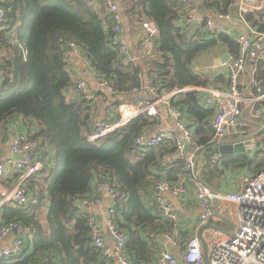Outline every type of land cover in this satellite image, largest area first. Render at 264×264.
Here are the masks:
<instances>
[{
    "label": "trees",
    "instance_id": "16d2710c",
    "mask_svg": "<svg viewBox=\"0 0 264 264\" xmlns=\"http://www.w3.org/2000/svg\"><path fill=\"white\" fill-rule=\"evenodd\" d=\"M207 1L215 4L219 13H225L232 4L231 0ZM95 2L0 1L5 11L0 25V145L6 138V123L20 117L30 122L28 134L31 140L38 141L41 157H51L52 163L49 170L27 180L28 190L34 195L32 202L23 208L3 207L0 224L14 222L29 231L24 255L1 264H106L91 241L89 214L76 205V200L90 197L101 178L111 180L105 186L119 193L113 202L115 225L126 237L127 257L133 264L155 260V236L173 226L156 209H147L144 196L153 200L150 191L157 182H177L184 174L183 161L166 162L165 156L175 153L171 146L143 150L134 144L145 129L157 124L159 114L155 118L141 114L104 138L89 142L93 102L82 98L70 102L66 98L73 81L63 43L75 44L95 75L109 83L111 92L107 96L113 107L141 84L138 76L143 69L126 66L118 58L109 16L98 0ZM118 6L122 19L129 24L135 23L139 28L152 21L157 27L158 61L148 67L147 76L159 94L174 89L208 88L213 82L193 71V61L217 45L224 46L229 55L238 51L230 36L203 38L177 26V0H124ZM260 32H264L261 25ZM255 78L264 92V62L256 64ZM170 105L183 111L202 148L198 153L202 160L196 156L202 161L203 184L218 191L222 174L218 162L235 155L225 167H243L254 175L264 169V141L252 153L222 155L216 164H211L215 155L211 146L217 144L211 128L214 109L203 106L197 92L180 93ZM180 235L185 237L186 233L181 231Z\"/></svg>",
    "mask_w": 264,
    "mask_h": 264
},
{
    "label": "built area",
    "instance_id": "2783aa9c",
    "mask_svg": "<svg viewBox=\"0 0 264 264\" xmlns=\"http://www.w3.org/2000/svg\"><path fill=\"white\" fill-rule=\"evenodd\" d=\"M1 1V0H0ZM179 2V15L176 25L188 33L194 34L193 28L197 27L201 35L206 38H215L225 34L230 36L237 44L238 51L235 55H229L227 62L219 66H213V72L218 68L226 71V89L219 88H186L174 89L164 94H159L147 75L139 74L140 86L135 89L136 98L132 102H120L116 107V120H92L93 132L88 136L89 142H95L122 128L135 118L144 114L155 118L159 108L165 110L167 117L175 122L179 136L170 132H161L157 135H148L143 132L134 141L140 149H159L171 146L175 152L182 156L183 171L177 182L168 183L160 181L151 188L154 208L162 219L173 226L167 231L158 233L154 238V250L156 264H205L201 240L197 235H192L183 246L177 237L178 216L174 209L164 198L165 193L181 196L186 193V181L191 182L198 208V227L211 224L215 219V205L219 202L233 206L235 224L234 230L224 237L215 235L211 231L203 237L208 248V264H264V170L250 178H246L242 190L239 192L219 193L206 186L199 179L197 172L199 162L197 154L202 148L197 145L193 133L189 129V123L185 121L183 111L170 105V101L178 94L184 92H207L210 96L202 98V105L213 108L214 115L211 120V128L217 144L224 143L228 137L238 139L247 137L245 127V113L254 118H264V111L256 105L264 101V92L259 81L255 78L256 64L264 62V33L257 37L251 36V29H247L237 35H232L213 18L197 22L195 0H177ZM262 0H236V11L239 19L244 22V15L253 6ZM110 19L111 40L116 48L118 58L124 65H133L134 58L125 33L123 19L118 4L114 0H98ZM5 11L0 7V25L3 24ZM219 18L229 20V15H220ZM245 23V22H244ZM193 31V32H192ZM158 35L156 25L150 21L140 27L139 45L146 57L155 56V41ZM260 36V37H259ZM64 47L79 54V48L73 43H63ZM247 76V84H241L239 77ZM3 72L0 70V78ZM97 84L111 92V87L103 78L96 76ZM74 92L78 98L92 102L93 96L88 90L85 81L75 77ZM143 89L149 91L145 96ZM38 141L31 140L28 135H16L9 143L12 156L4 161L0 160V214L4 206L12 205L23 208L29 204L30 192L26 185L28 179L44 171L45 162L36 156ZM186 146H189L187 155H183ZM219 155L211 159V164L218 162ZM10 186L5 184L13 179ZM110 198L111 207L106 220V234L112 240V246L105 241V234L88 218L91 241L106 264H133L126 253V237L115 225L116 210L114 200L119 198L116 190L100 185L99 181L93 186L89 198L76 200V205L99 204L102 197ZM29 230L14 222L0 224V243L8 236L16 232V236L9 245L0 246V264L10 259H16L23 255L26 234Z\"/></svg>",
    "mask_w": 264,
    "mask_h": 264
},
{
    "label": "crops",
    "instance_id": "0c3cea01",
    "mask_svg": "<svg viewBox=\"0 0 264 264\" xmlns=\"http://www.w3.org/2000/svg\"><path fill=\"white\" fill-rule=\"evenodd\" d=\"M93 3H96V0H92ZM117 4H121L124 0H114ZM232 4L227 7L225 13H219L217 6L215 4L209 3L207 0H195L196 2V15L195 19L197 22H200L204 19L213 18L216 23H221L232 35H237L238 33H242L247 29H251V36L257 37L258 34H262L264 32H260V25L264 27V0H262L256 6H253L249 9V11L244 15V22L239 19V16L236 11V0H231ZM218 10V11H217ZM220 15H229L230 19H221ZM123 25L125 29V33L128 39L129 46L131 48L132 56L134 58V63L132 66L141 67L143 71L142 74L148 73V67L153 64L156 56L146 57L142 55V51L140 49L139 43V32L140 27L137 28L135 23L133 25L129 24V22L123 17ZM193 31L196 35H199L203 38H206L204 35H201L198 28H193ZM192 31V32H193ZM260 37V36H259ZM224 54L227 53V50L222 45H217L213 49L199 55L192 63V69L194 72L204 75L205 77L211 79L213 83L208 88H219L221 90L226 89L227 83V73L226 71L218 68L213 72L212 67L217 66L216 61L220 59ZM158 58V57H156ZM66 60L68 64L69 73L72 76L73 86L67 90L66 98L70 102H74L78 99L74 92V80L75 77L80 76L86 83L88 90L91 92L93 96V106L94 109V120H116V107H113L110 102V98L107 96L108 91L104 88L100 87L96 82V75L94 73L93 68L90 66L88 60L81 53L77 54L73 51L68 52L66 55ZM158 61V59L156 60ZM155 61V62H156ZM217 79V81H213ZM239 82L243 84H247V76L241 75L239 77ZM141 93L145 96L149 95V91L147 89H143ZM202 98H208L210 95L207 92L198 93ZM136 98L135 93L129 94L127 97H122L120 102H132ZM119 102V103H120ZM118 103V104H119ZM117 104V105H118ZM257 108L264 111V101L256 105ZM159 114V120L157 124H153L144 130L145 134L148 135H157L161 132H170L175 136H179V131L176 128L175 122L167 117L165 114L164 108L161 107V111ZM246 114V113H245ZM245 116V115H244ZM186 123L188 120L185 118ZM245 124L251 126V135H255V143L259 144V147L262 146V141H264V118H254L251 115L250 119H245ZM31 126L30 122L21 119L20 117L13 118L8 123H6L5 128L7 131L6 138L3 143L0 145V160L4 161L6 159L12 158L9 149V143L12 138L16 135H28L29 136V127ZM237 140V139H234ZM234 140H227L225 142H231ZM255 144V146H256ZM258 147H255L256 150ZM253 150V151H254ZM249 151V152H253ZM189 152V151H188ZM188 154V153H187ZM186 154V155H187ZM42 152L36 151V156L41 158L45 162V170H49L51 167V157L42 158ZM216 155V154H215ZM214 155V156H215ZM239 155V154H237ZM236 156V155H235ZM235 156L229 157L225 160H221L218 162L220 165L219 170H222V174L218 183V191L219 193H229V192H239L242 190L244 180L246 178H250L254 176V174L249 173L246 168L243 167H235L232 165L226 166V163L233 160ZM199 159L202 160V154H198ZM197 157V160H198ZM213 158V157H212ZM211 158V159H212ZM176 159H182V156L177 152L171 153L170 155L165 156V160L167 163H171ZM219 161V159H218ZM199 170L197 175L201 177L200 165L202 161L198 160ZM51 163V164H50ZM217 165V166H218ZM203 168V167H201ZM16 175L13 174V179L9 180L5 186H10L14 180ZM201 180V179H200ZM217 185V183H216ZM187 190L184 195L174 196L170 193H165L164 198L167 203L174 209L178 216V226H177V237L180 240V243L184 246L187 240L192 235H197L199 230L197 217H198V208L197 202L195 199L194 189L191 182L186 181ZM30 192V191H29ZM91 196V195H90ZM30 202L34 200V195L30 192ZM86 199V198H85ZM144 202L147 205V209L152 211L154 208V201L152 198L144 196ZM223 207H220V206ZM219 208V214L223 217L228 218V206L234 209L232 205L224 202H219L215 205V207ZM89 217L93 220V222L100 228V230L105 234V241L108 245L112 246V240L106 234V220L108 217V212L111 207L110 198L107 196H103L99 204H89V205H80ZM211 225L216 226H224L223 222L215 217V219L211 222ZM181 231L186 233L185 237H181ZM213 230H204L202 232V236L206 237ZM216 232V231H215ZM16 236L14 232L11 235H8L1 243L0 246L9 245L11 240ZM25 251H23L24 255ZM157 259L153 260L147 264H156Z\"/></svg>",
    "mask_w": 264,
    "mask_h": 264
},
{
    "label": "water",
    "instance_id": "95a60500",
    "mask_svg": "<svg viewBox=\"0 0 264 264\" xmlns=\"http://www.w3.org/2000/svg\"><path fill=\"white\" fill-rule=\"evenodd\" d=\"M64 51L71 52V48L64 47ZM228 58L229 56L227 54H224L220 59L216 61V65L219 66L220 64L227 62ZM254 138H255V135L247 136L245 138L237 139L231 142H224V143L213 145L211 146V149H213L214 153L219 156L228 155V154H245L249 151H253L255 147H259V144L255 143ZM189 149H190L189 146H186L183 151V155H186ZM12 157L16 159V156H12ZM199 179H200V174H199ZM111 183H112L111 180H108L105 178L99 179L100 185H110ZM214 215L217 219L223 222L224 226L221 227V226L207 224L205 226L200 227L197 232V236L201 240V243H202V250H203V257H204L205 264H208V248L205 243V240L202 237V232L204 230H213V231L224 233V234L231 233L229 230V227L232 225L231 222L228 220V218L223 217L219 214V208L217 206L215 207Z\"/></svg>",
    "mask_w": 264,
    "mask_h": 264
},
{
    "label": "rangeland",
    "instance_id": "374dc122",
    "mask_svg": "<svg viewBox=\"0 0 264 264\" xmlns=\"http://www.w3.org/2000/svg\"><path fill=\"white\" fill-rule=\"evenodd\" d=\"M157 57V56H156ZM155 57V61L158 59V58H156ZM143 75H147V74H143ZM246 119H250L251 118V116L249 115V114H245V116H244ZM248 126V125H247ZM245 127V129H246V131H247V133L249 134V135H251V128L249 129L248 127ZM262 170H264V169H262ZM262 170H260V171H262ZM259 171V172H260ZM258 173V172H257ZM220 207H223L222 205L220 206ZM228 220L231 222V224H235V216H234V210H232V208L230 207V206H228ZM233 229V226L231 227V230ZM234 230V229H233ZM215 235H219V236H221V237H224V233H220V232H215Z\"/></svg>",
    "mask_w": 264,
    "mask_h": 264
},
{
    "label": "flooded vegetation",
    "instance_id": "af4514ba",
    "mask_svg": "<svg viewBox=\"0 0 264 264\" xmlns=\"http://www.w3.org/2000/svg\"><path fill=\"white\" fill-rule=\"evenodd\" d=\"M232 226H233V229H234V225L232 224V225L229 227V230H230V231H232V230H233V229L231 230V227H232ZM227 227H228V226H227Z\"/></svg>",
    "mask_w": 264,
    "mask_h": 264
}]
</instances>
